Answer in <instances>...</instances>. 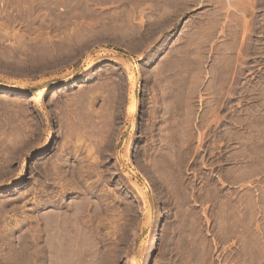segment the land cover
I'll use <instances>...</instances> for the list:
<instances>
[{
    "label": "rangeland",
    "instance_id": "374dc122",
    "mask_svg": "<svg viewBox=\"0 0 264 264\" xmlns=\"http://www.w3.org/2000/svg\"><path fill=\"white\" fill-rule=\"evenodd\" d=\"M80 222L79 264H264V0H0V264Z\"/></svg>",
    "mask_w": 264,
    "mask_h": 264
},
{
    "label": "bare ground",
    "instance_id": "6f19581e",
    "mask_svg": "<svg viewBox=\"0 0 264 264\" xmlns=\"http://www.w3.org/2000/svg\"><path fill=\"white\" fill-rule=\"evenodd\" d=\"M43 92L44 91H42L41 92V94H43ZM133 111V110H132ZM131 113H134V112H131ZM73 215V214H72ZM74 216V215H73ZM74 219H75V216L73 217ZM70 221H72V220H70ZM78 223V222H77ZM81 223V222H80ZM64 224H66L67 225V222L66 223H64ZM64 224H62L61 223V225H64ZM70 224V223H69ZM82 224V223H81ZM60 225V224H59ZM60 225V228L62 227ZM66 225H64V227H66ZM73 225V226H72ZM69 226H72L71 228H70V230H64V229H67V228H62V229H59V231L57 230V236H56V239H57V243H56V250H55V256L53 257V261L55 262V264H79V259L77 260V258H78V256H79V254L81 253V249H85V247L87 246H83V245H85V244H87L86 243V241L88 240V232H87V227H85L86 225L85 224H82L80 227L79 226H77V224H71V225H69ZM57 227H59V226H57ZM90 234V233H89ZM103 236H104V234H102ZM101 237V236H100ZM85 239H87L84 243H83V241L85 240ZM105 239V238H104ZM101 240V239H100ZM102 241H103V237H102ZM101 241V242H102ZM105 242H106V240H104ZM103 241V242H104ZM88 242V241H87ZM100 242V241H99ZM100 242V243H101ZM105 244V243H104ZM103 244V245H104ZM44 245V246H43ZM42 246V254H44L45 255V257H46V254L48 253L49 254V251H47V248L48 247H46L45 245L46 244H43ZM82 245V246H81ZM107 246V245H106ZM106 246H101V244H100V246H99V249H98V251H99V254H100V256H99V260L98 261H101L102 259H104L105 257H104V251L107 249L106 248ZM117 247H118V245H116ZM82 247V248H81ZM97 247H98V245H97ZM105 247V248H104ZM103 248L105 249V250H103ZM116 249V248H115ZM79 251H80V253H79ZM83 251V250H82ZM107 251H109V250H107ZM106 251V252H107ZM116 255H118L117 254V252H115L114 250H112ZM112 251L110 252V253H112ZM121 251V250H120ZM119 251V252H120ZM82 253H85V252H82ZM98 253V252H97ZM105 254H108V252L107 253H105ZM82 255V254H81ZM80 255V256H81ZM115 255V256H116ZM79 256V257H80ZM107 256V255H106ZM47 257H48V255H47ZM82 257H84V256H82ZM96 257V256H95ZM98 257V256H97ZM104 257V258H103ZM118 257V256H117ZM48 258H50V259H52L50 256L48 257ZM116 258V257H115ZM46 259V258H45ZM81 259V258H80ZM98 259V258H97ZM135 258H133V257H131V258H129L128 259V261H127V263H129V264H134L135 263V260H134ZM44 260L42 259V262H43ZM48 261V260H47ZM81 261L83 262L84 261V259L82 260L81 259ZM104 261V260H103ZM49 262H50V260H49ZM51 262H52V260H51ZM81 262V264H84V262L82 263ZM86 262H87V260H86ZM91 262V261H90ZM89 261H88V264L90 263ZM100 263V262H99ZM101 264V263H100ZM102 264H103V262H102Z\"/></svg>",
    "mask_w": 264,
    "mask_h": 264
}]
</instances>
